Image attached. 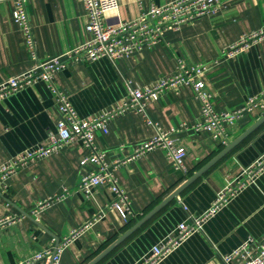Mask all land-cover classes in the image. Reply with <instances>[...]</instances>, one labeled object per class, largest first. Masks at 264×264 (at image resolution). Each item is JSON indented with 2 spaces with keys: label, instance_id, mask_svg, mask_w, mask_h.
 <instances>
[{
  "label": "crops",
  "instance_id": "0c3cea01",
  "mask_svg": "<svg viewBox=\"0 0 264 264\" xmlns=\"http://www.w3.org/2000/svg\"><path fill=\"white\" fill-rule=\"evenodd\" d=\"M138 1L147 8L150 3L161 5L172 0H117V9L103 14L104 23L114 25L135 18L140 10ZM14 5V0H0V83L35 63L14 20ZM25 5L41 59L90 37L81 0H25ZM263 22L264 0H224L215 12L196 16L178 29L165 30L158 43L128 56L67 61L55 73L54 82L78 116L86 118L125 98L128 81L145 86L172 74L178 60L186 65L204 62L208 68L201 78L212 93L214 108L237 110L249 97L264 90V40L233 56H227L224 50ZM259 100L260 104L227 128L228 142L251 128L247 134L95 264H137L153 245L174 235L180 222L202 214L220 190L239 180L244 170L264 154V120L255 125L264 116V94ZM146 111L160 129L167 130L196 120L200 103L192 88L181 84L147 102ZM60 117L56 97L42 80L0 99V162L43 143ZM155 124L148 123L140 112L127 110L109 121L106 132L96 130L94 143L110 162L128 155L131 146L153 136ZM176 144L185 147V169L174 167L164 150L156 147L115 170L132 210L127 219L116 209L105 207L114 196L107 184L94 186L89 194L77 188L80 177L95 169L94 164L80 163L89 153L80 140L10 175L5 190L0 188V219H15L0 226V264H15L53 248L73 229L99 217L64 248L59 261L87 264L226 146L208 130H179ZM64 187L70 189L64 198L53 201L39 214L31 213L38 200ZM248 236H264V169L206 219L201 230L186 237L157 264H224L220 255Z\"/></svg>",
  "mask_w": 264,
  "mask_h": 264
},
{
  "label": "built area",
  "instance_id": "2783aa9c",
  "mask_svg": "<svg viewBox=\"0 0 264 264\" xmlns=\"http://www.w3.org/2000/svg\"><path fill=\"white\" fill-rule=\"evenodd\" d=\"M81 1L87 16L86 29L90 32V37L60 54L41 59L37 54L25 0H14L12 14L24 36L28 55L35 60V63L30 69L10 76L0 83V99L24 86L42 80L55 95L61 117L56 122L55 130L47 134L43 143L25 148L7 161L0 162V188L5 190L8 177L22 167L57 152L70 142L80 140L89 148V153L80 160V163L82 165L94 164L95 169L80 177L77 188L85 194H89L94 186L107 184L114 196L105 207L116 209L124 219H127L132 212L130 202L115 176V170L120 165L151 149L161 147L165 152L166 159L174 167L185 169L183 158L186 150L185 147L176 144L177 132L179 130H208L212 136L226 144L228 142V126L232 125L244 112L260 104L259 97L264 94V90L249 97L245 104L237 110H216L212 103V93L206 89L204 80L201 78V74L206 71L208 64L200 62L186 65L178 60L172 74L161 76L145 86L133 85L128 81L125 98L90 117H80L68 97L54 82L55 73L63 68L67 61L93 60L101 56L115 60L122 56H128L144 46L158 43L165 30L178 29L182 23L196 16L213 13L224 2V0H172L161 5L150 3L147 8H144L138 1L140 9L138 16L130 20H120L117 24L111 25L104 23L103 14L110 10H116L117 0ZM262 40H264V22L259 28L242 34L236 41L229 44L224 53L227 56H233ZM181 84L189 85L192 88L194 96L200 103V114L194 121H185L176 128L162 130L148 116L146 104L150 100L158 98L163 91L176 89ZM127 110L143 114L148 123L156 125V133L131 146V152L128 155L109 162L106 159V153L97 149L94 143V132L99 129L106 132L109 121ZM262 169H264V154L244 170L239 180L220 190L213 203L202 214L190 216L187 222H180L174 235L153 245L137 264H157L186 237L201 230L203 222L214 215L220 207L227 204L244 186L252 182L255 175ZM69 191L70 189L64 187L60 192L38 200L31 209V213L39 214L53 201L64 198L69 194ZM102 211H104L103 208ZM98 218L94 217L85 225L73 229L68 235L58 240L53 248L37 252L15 264H34L37 261H42L43 264H59L64 248ZM14 219L10 216L1 218L0 226L14 221ZM220 258L224 264H264V236L260 239L248 236L230 252L221 254Z\"/></svg>",
  "mask_w": 264,
  "mask_h": 264
},
{
  "label": "water",
  "instance_id": "95a60500",
  "mask_svg": "<svg viewBox=\"0 0 264 264\" xmlns=\"http://www.w3.org/2000/svg\"><path fill=\"white\" fill-rule=\"evenodd\" d=\"M264 120V116L261 118V120H258L256 124ZM246 130L243 134H241L238 138L235 140L228 142L226 146L216 155L214 156L203 168H201L196 174L188 178L183 184H181L178 188H176L171 194H169L167 197H165L163 200H161L156 206H154L149 212H147L143 217H141L139 220L136 221L135 224H133L126 232H124L121 236H119L117 239H115L112 243H110L104 250H102L99 254H97L92 260H90L87 264H95L97 261H99L102 257H104L109 251H111L116 245H118L126 236H128L133 230H135L140 224H142L147 218H149L152 214L157 212L161 207H163L165 204H167L172 198L176 197V195L188 184L190 181L195 179L198 175L201 174V172L207 168L209 165H211L215 160H217L219 157L223 156L225 153H227L234 145L237 144V142L247 134V132L250 130Z\"/></svg>",
  "mask_w": 264,
  "mask_h": 264
}]
</instances>
